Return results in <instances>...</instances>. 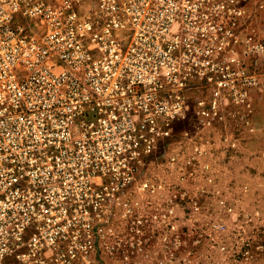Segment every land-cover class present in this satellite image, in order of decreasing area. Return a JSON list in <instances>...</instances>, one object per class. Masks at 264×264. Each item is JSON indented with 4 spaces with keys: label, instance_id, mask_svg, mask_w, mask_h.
Listing matches in <instances>:
<instances>
[{
    "label": "built area",
    "instance_id": "2783aa9c",
    "mask_svg": "<svg viewBox=\"0 0 264 264\" xmlns=\"http://www.w3.org/2000/svg\"><path fill=\"white\" fill-rule=\"evenodd\" d=\"M263 8L0 0V264L126 263L149 225L126 198L150 163L184 180L212 146L264 132Z\"/></svg>",
    "mask_w": 264,
    "mask_h": 264
},
{
    "label": "rangeland",
    "instance_id": "374dc122",
    "mask_svg": "<svg viewBox=\"0 0 264 264\" xmlns=\"http://www.w3.org/2000/svg\"><path fill=\"white\" fill-rule=\"evenodd\" d=\"M259 17L264 31V16ZM229 145L212 146L200 165L187 171L184 180L177 169L168 165V156L150 163L144 178L148 188L145 191L134 188L126 198L127 208L138 212L134 217L149 219L148 227L139 237L142 245L127 246L126 263L112 257L105 259L104 264H264L263 194L256 189L257 195H244L246 181L236 182L228 177L220 181V177L211 176L216 163L230 157L233 144ZM248 149L241 153L244 157ZM180 188L186 192V202L172 203V191ZM126 219L116 215L115 235L131 241L129 224L133 217L128 214ZM7 262L16 263L13 257Z\"/></svg>",
    "mask_w": 264,
    "mask_h": 264
},
{
    "label": "crops",
    "instance_id": "0c3cea01",
    "mask_svg": "<svg viewBox=\"0 0 264 264\" xmlns=\"http://www.w3.org/2000/svg\"><path fill=\"white\" fill-rule=\"evenodd\" d=\"M260 12L264 16V8ZM258 19L260 20L262 18L258 17ZM259 118L261 124L264 126V104L260 107ZM256 142H260V144L255 145ZM217 144L219 145V143ZM232 144L234 145L232 147L233 149H230V157H227V160L221 157L222 159L216 163L217 167L211 176L213 178L220 177V181H224L226 177L236 182L246 181L247 186L243 193L244 195H246L245 193L250 196L257 195V189L259 190V194H263L264 197V132H261L258 137L251 138V140L249 138H247V141L237 140ZM246 148H249V153H247V157H244L241 153ZM259 169H261L260 172ZM229 170L231 175H228L230 173ZM261 184L263 186L262 188Z\"/></svg>",
    "mask_w": 264,
    "mask_h": 264
}]
</instances>
